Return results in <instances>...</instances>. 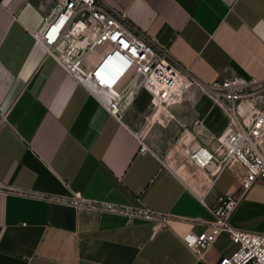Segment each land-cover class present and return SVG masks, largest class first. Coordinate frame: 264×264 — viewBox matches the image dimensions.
<instances>
[{
    "label": "crops",
    "instance_id": "obj_1",
    "mask_svg": "<svg viewBox=\"0 0 264 264\" xmlns=\"http://www.w3.org/2000/svg\"><path fill=\"white\" fill-rule=\"evenodd\" d=\"M104 1L126 11L195 80L242 75L264 81V0ZM53 5L0 0V264H212L230 255L237 245L227 233L202 259L182 237L204 229L218 196L239 195L241 170L222 171L202 203L154 151L140 153L129 120L150 109L168 120L165 91L172 83L158 85L152 102L141 90L124 103L118 121L34 38ZM182 106V139L210 148L228 124L227 111L196 91ZM75 193L172 217L154 232L151 221L77 205ZM262 206L258 181L239 199L230 223L263 230Z\"/></svg>",
    "mask_w": 264,
    "mask_h": 264
},
{
    "label": "built area",
    "instance_id": "obj_2",
    "mask_svg": "<svg viewBox=\"0 0 264 264\" xmlns=\"http://www.w3.org/2000/svg\"><path fill=\"white\" fill-rule=\"evenodd\" d=\"M34 38L57 59L66 73L118 121L124 118V103L145 90L155 97L154 89L172 83L165 91L172 95L182 84L199 86L214 103L223 107L229 122L210 148L185 144L187 174L193 185L178 175L161 158L162 165L180 176L204 203L205 196L224 170L234 167L240 193L228 191L217 197L213 218L204 222L200 233H186L184 244L202 259L222 233H227L237 248L212 264H264V229L250 230L230 223L239 199L256 183L264 186V81L253 76L219 75L211 81H198L174 62L148 35L129 19L126 11L104 0H54ZM178 96L177 98H179ZM172 97V96H171ZM176 98V99H177ZM140 153L151 152L149 145L134 134ZM9 192L27 194L17 188ZM77 205L88 204L100 211L152 222L155 232L167 226L172 215L145 205L86 201L75 193Z\"/></svg>",
    "mask_w": 264,
    "mask_h": 264
},
{
    "label": "rangeland",
    "instance_id": "obj_3",
    "mask_svg": "<svg viewBox=\"0 0 264 264\" xmlns=\"http://www.w3.org/2000/svg\"><path fill=\"white\" fill-rule=\"evenodd\" d=\"M194 91L199 94H206L199 86L193 84L186 88L177 99H173L170 95H166L165 110L163 111L169 113L170 117L168 120L162 119L161 112L153 113L151 109L144 115L136 116L129 120L132 132L145 141L152 151L165 161L174 172L191 185H193V182L188 177L187 165L185 162V150L190 144L185 138L182 139V135L180 134L179 129L181 127V122L179 121V113L186 97ZM150 114L152 115L148 118ZM185 144L188 146H185ZM258 212V216L263 217L264 225V206H262Z\"/></svg>",
    "mask_w": 264,
    "mask_h": 264
},
{
    "label": "bare ground",
    "instance_id": "obj_4",
    "mask_svg": "<svg viewBox=\"0 0 264 264\" xmlns=\"http://www.w3.org/2000/svg\"><path fill=\"white\" fill-rule=\"evenodd\" d=\"M127 104V101L125 102ZM185 156V155H184ZM186 175V174H185Z\"/></svg>",
    "mask_w": 264,
    "mask_h": 264
}]
</instances>
